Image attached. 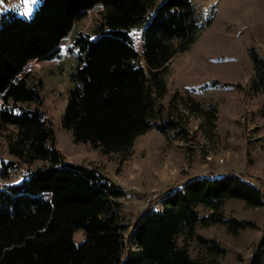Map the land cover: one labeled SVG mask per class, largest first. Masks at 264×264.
I'll list each match as a JSON object with an SVG mask.
<instances>
[{
    "label": "trees",
    "instance_id": "obj_1",
    "mask_svg": "<svg viewBox=\"0 0 264 264\" xmlns=\"http://www.w3.org/2000/svg\"><path fill=\"white\" fill-rule=\"evenodd\" d=\"M98 3L102 8L95 10ZM89 10L90 31L75 29ZM209 23L192 0H39L28 16L13 7L0 10V135L12 157H0V177L20 163L47 162L0 186V264H217L225 247L196 227L221 222L233 232L244 228L247 221L226 217L222 207L228 199L264 205L256 185L227 172L169 187L149 200L128 230L137 249L125 253L124 189L97 167L64 158L44 112L24 105L41 100V79L22 70L58 55L60 40L68 35L78 62L62 126L74 141H90L103 152L130 151L133 139L152 127L162 133L180 130L181 113L170 115L161 101L167 92L164 70ZM136 26L140 49L132 35ZM254 59L256 91L264 84V61ZM182 101L214 126L215 106L203 109L188 95ZM76 231L82 233L79 239ZM193 241L200 248L196 255L190 252ZM263 256L264 237L249 264H261Z\"/></svg>",
    "mask_w": 264,
    "mask_h": 264
},
{
    "label": "rangeland",
    "instance_id": "obj_2",
    "mask_svg": "<svg viewBox=\"0 0 264 264\" xmlns=\"http://www.w3.org/2000/svg\"><path fill=\"white\" fill-rule=\"evenodd\" d=\"M192 3L200 17L210 19V23L186 50L173 56L163 74L167 92L161 101L170 115L181 113L180 130L162 133L152 127L133 139L130 151L103 152L90 141H74L72 132L62 126L68 90L75 83L71 73L78 62L77 46L69 44V37L60 45L58 55L34 60L25 69L33 80L41 79V100L24 105L38 106L44 112L54 133V144L64 158L97 167L124 189L120 201L122 221L128 227L124 232L125 253L137 249L127 233L149 200L187 178L236 172L264 196V84L260 90L252 87L254 55L264 61V0ZM8 7L29 15V0H0V10ZM92 15L89 10L74 28L90 31ZM132 35L135 47L140 49L139 26L132 28ZM185 95L199 101L203 109L216 107L214 126L186 107L182 101ZM3 143L0 135V157L12 158ZM46 163L41 159L20 163L8 177H0V186L18 181L27 168ZM222 210L226 217L248 223L237 232L221 222L198 225L196 231L216 238L225 247L217 264H249L264 237V205L249 206L241 199H228ZM206 212L201 209V213ZM81 235L76 231L74 237L79 239ZM199 249L193 241L191 254L196 255Z\"/></svg>",
    "mask_w": 264,
    "mask_h": 264
},
{
    "label": "snow or ice",
    "instance_id": "obj_3",
    "mask_svg": "<svg viewBox=\"0 0 264 264\" xmlns=\"http://www.w3.org/2000/svg\"><path fill=\"white\" fill-rule=\"evenodd\" d=\"M36 3H37V0H29V13L27 14H30L31 7L34 6Z\"/></svg>",
    "mask_w": 264,
    "mask_h": 264
},
{
    "label": "water",
    "instance_id": "obj_4",
    "mask_svg": "<svg viewBox=\"0 0 264 264\" xmlns=\"http://www.w3.org/2000/svg\"><path fill=\"white\" fill-rule=\"evenodd\" d=\"M94 7H95V6H94ZM66 37H68V35H66V36H64V37L61 38V40H60L58 46H60V45L62 44V42H63L62 39H63V38H66ZM25 69H26V67H25V65H24V67L22 68V70H25Z\"/></svg>",
    "mask_w": 264,
    "mask_h": 264
},
{
    "label": "built area",
    "instance_id": "obj_5",
    "mask_svg": "<svg viewBox=\"0 0 264 264\" xmlns=\"http://www.w3.org/2000/svg\"><path fill=\"white\" fill-rule=\"evenodd\" d=\"M98 6H99V8H102L101 4H99V3L95 5V7H98ZM67 39H68V37L63 38L62 41H63V40H67Z\"/></svg>",
    "mask_w": 264,
    "mask_h": 264
},
{
    "label": "crops",
    "instance_id": "obj_6",
    "mask_svg": "<svg viewBox=\"0 0 264 264\" xmlns=\"http://www.w3.org/2000/svg\"><path fill=\"white\" fill-rule=\"evenodd\" d=\"M234 173H236V172H234ZM237 174V173H236ZM218 175H220V174H218ZM238 175V174H237ZM240 176V175H239ZM242 177V176H241ZM243 179H245L244 177H242ZM246 181H248L247 179H245ZM249 182V181H248Z\"/></svg>",
    "mask_w": 264,
    "mask_h": 264
},
{
    "label": "bare ground",
    "instance_id": "obj_7",
    "mask_svg": "<svg viewBox=\"0 0 264 264\" xmlns=\"http://www.w3.org/2000/svg\"><path fill=\"white\" fill-rule=\"evenodd\" d=\"M65 41H63L62 43H64ZM25 67H26V65H25ZM26 69H28L27 67H26Z\"/></svg>",
    "mask_w": 264,
    "mask_h": 264
}]
</instances>
